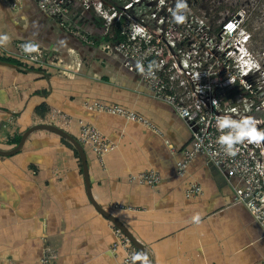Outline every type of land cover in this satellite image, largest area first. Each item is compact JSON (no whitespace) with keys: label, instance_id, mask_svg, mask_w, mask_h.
Returning <instances> with one entry per match:
<instances>
[{"label":"crops","instance_id":"0c3cea01","mask_svg":"<svg viewBox=\"0 0 264 264\" xmlns=\"http://www.w3.org/2000/svg\"><path fill=\"white\" fill-rule=\"evenodd\" d=\"M12 3L0 0V36L9 38L0 42V62L20 58L18 44H35L47 68L32 73L0 64V264H40L48 249L55 264H122L112 222L90 200L80 152L63 139L78 140L85 123L115 147L101 161L82 145L92 197L151 264H264L263 229L234 199L242 183L202 155L180 175L192 130L103 43L104 21L80 11L62 26L34 0ZM74 60L72 69L62 66ZM94 102L142 120L90 109ZM41 105L68 117L67 133L54 120L33 126ZM145 172L158 173L160 183L132 180ZM191 185L200 194L190 196Z\"/></svg>","mask_w":264,"mask_h":264},{"label":"built area","instance_id":"2783aa9c","mask_svg":"<svg viewBox=\"0 0 264 264\" xmlns=\"http://www.w3.org/2000/svg\"><path fill=\"white\" fill-rule=\"evenodd\" d=\"M12 5L20 0H11ZM39 8L47 15L61 20V25L66 26L68 18L76 17L78 12L93 13L101 18L105 24V33L117 29L124 36L121 42L113 45V51L121 55L137 72L154 96L168 103L175 112L189 125L193 135V148L186 153L185 160L180 164V175L184 174L189 161L197 155L204 156L223 175L229 178H237L242 183L234 192L235 202L243 204L264 232V142L260 145L250 144L247 141L237 144L234 156L228 155L224 146L218 144L217 137L221 131L216 127L218 116L229 115L239 120L251 116L259 121L257 128L264 130V99L261 93L254 88L251 80L241 82L247 96L238 94L237 87L241 77H247V73H234L231 79L219 80L213 71L215 68L227 67L236 72L240 69L236 64L208 65L199 61L194 69L186 60L185 64L172 63L171 55H176V49L181 38L193 40L195 55L200 53L209 56V49L200 51L198 42L211 41L214 48L224 32L234 35L240 30L241 15L237 14L221 22V32L210 34L211 29L202 28L205 21L186 16L183 24H176L172 20V11L175 9L176 0H34ZM149 7V14L141 17L138 13L139 3ZM137 4V5H136ZM191 7L196 2L190 1ZM133 9V10H132ZM197 22V23H196ZM188 26L185 27L184 24ZM206 29V30H205ZM223 32V33H222ZM240 35L245 30H240ZM182 34V35H181ZM250 36L243 38L244 42ZM205 41H203L204 43ZM24 43L18 44L20 58L32 63L44 65V55L40 49L36 52L25 53ZM245 51L248 49L245 48ZM188 54V53H187ZM189 55V54H188ZM144 67V72L136 69V64ZM63 65L72 69L73 64ZM149 65H152L151 72ZM234 67L236 69H234ZM179 73H173L178 70ZM87 104V103H86ZM90 109L107 111L113 115L125 117L129 120H139L135 114L127 110L109 106L99 102L89 103ZM61 114V113H59ZM64 116V115H63ZM69 124V119L64 116ZM224 129L223 132H227ZM78 142L86 146L103 161V157L114 150V145L94 126L83 124L80 127ZM152 187L157 186L161 177L156 172H145L132 178ZM188 194L195 196L200 194V188L191 185ZM112 229L118 239L116 246L123 249L125 255L122 264H132L131 257L138 252L131 239L115 224ZM117 248V247H116ZM56 255L49 249L43 253L40 264H55ZM137 264V262H136Z\"/></svg>","mask_w":264,"mask_h":264},{"label":"rangeland","instance_id":"374dc122","mask_svg":"<svg viewBox=\"0 0 264 264\" xmlns=\"http://www.w3.org/2000/svg\"><path fill=\"white\" fill-rule=\"evenodd\" d=\"M129 1V0H128ZM191 0H186L187 9L182 10L185 16L192 17L195 21L203 19L205 21L202 28L211 29L210 34L215 33L221 25V22L235 16L237 14L241 15L240 19V30H245L244 35H240V30H238L234 35L230 33L222 32V38L219 40L218 46L214 48L212 42L207 40H201V44L198 42V47L200 51L204 49H209V56H203V54L195 55V48L193 47V40L181 38L179 40L175 54L171 55L168 58L177 65L181 63L185 64L186 60L190 66L194 69L195 64H198L199 61L205 63L207 59L208 65L224 64L229 65V63L236 64L240 67L242 64L251 57L260 64L259 71H250L247 77H241L240 83L238 84V94H243L247 96L244 89H241V82L251 80L254 84V88L258 93H261L262 98L264 99V0H200V4L195 7H191ZM177 3V0L175 1ZM137 5V4H136ZM138 9L141 17H146L149 14V7L139 3L138 6H135ZM133 10V9H132ZM197 23V22H196ZM185 27L188 26L184 24ZM205 29V30H206ZM182 35V34H181ZM246 35H249L250 38L247 42L243 41ZM203 41H205L203 43ZM245 48L248 51H245ZM189 55H188V54ZM234 69H236L234 67ZM236 72L228 69L226 66L215 68L213 71L215 76L219 80H228L231 79L234 73L238 74L244 73L241 70L237 69ZM179 73V69L173 71V73Z\"/></svg>","mask_w":264,"mask_h":264},{"label":"clouds","instance_id":"9594fccd","mask_svg":"<svg viewBox=\"0 0 264 264\" xmlns=\"http://www.w3.org/2000/svg\"><path fill=\"white\" fill-rule=\"evenodd\" d=\"M187 9L186 0H177L175 9L172 11V20L176 24H183L186 20L182 10ZM9 38L5 36H0V42H5ZM37 51V46L35 44H25L24 52L33 53ZM136 69L139 72H144V67L138 62L136 64ZM152 65H149V71L151 72ZM260 64L258 61L249 57L241 66L242 72L249 71H259ZM259 121L255 120L251 116L243 117L239 120L232 118L229 115L218 116L216 118V127L221 131V134L217 137V143L224 146V150L228 155L234 156L237 149L234 147L237 144L247 141L250 144L260 145L264 142V130L258 129L257 124ZM224 129H228L227 132H223ZM193 222L199 223V214L192 217ZM132 264H151L147 253L139 251L132 255Z\"/></svg>","mask_w":264,"mask_h":264},{"label":"trees","instance_id":"16d2710c","mask_svg":"<svg viewBox=\"0 0 264 264\" xmlns=\"http://www.w3.org/2000/svg\"><path fill=\"white\" fill-rule=\"evenodd\" d=\"M196 2V5L200 4V0H191L192 2ZM103 25V24H102ZM221 32V26L216 29L215 33L218 34ZM124 39V36L121 35V32L117 29H113L107 36L104 37L103 43L107 45L108 48L113 47V45L117 42H121ZM1 62H8V65L11 64L18 68L19 70H23L26 72H35V73H43L45 71V64L41 65L40 63H32L28 62L24 59H21L19 57L15 59H7L2 60ZM51 120L55 121V126L57 128H60L64 132H68L69 130V124L67 119L62 115L59 114L57 111L49 107L48 105H41L33 111L32 115V122L33 126H39V125H46L51 122ZM64 141L73 148V150L76 152V154H79L78 148L75 145L74 142L70 141L66 137L63 136Z\"/></svg>","mask_w":264,"mask_h":264},{"label":"water","instance_id":"95a60500","mask_svg":"<svg viewBox=\"0 0 264 264\" xmlns=\"http://www.w3.org/2000/svg\"><path fill=\"white\" fill-rule=\"evenodd\" d=\"M0 64H3V63L0 62ZM74 143L77 146V148H78V150L80 152V155H81V159H82V163H83V167H84V176H85V179H86L88 192H89V197H90L91 202L109 221H111L113 224H115L117 227H119L131 239L132 243L138 249V252L139 251L144 252V247L136 239H134V237L126 229V227L117 218H115L113 215H111L110 213L105 211L102 207L98 206L96 201L93 199L92 193H91V190H90V179L88 177V168H87V162H86V155L84 153L82 145L78 142V140H75ZM137 264H139V262H137Z\"/></svg>","mask_w":264,"mask_h":264}]
</instances>
